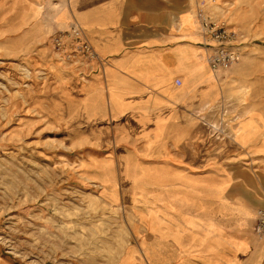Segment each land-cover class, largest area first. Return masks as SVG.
Returning <instances> with one entry per match:
<instances>
[{"label":"crops","instance_id":"1","mask_svg":"<svg viewBox=\"0 0 264 264\" xmlns=\"http://www.w3.org/2000/svg\"><path fill=\"white\" fill-rule=\"evenodd\" d=\"M189 10L190 0H0V48L19 51L36 44L52 19H76L104 66L90 82L72 78L57 86L45 102L77 114L67 142L85 143L78 146L85 178L102 191L115 189L120 203L124 164L155 177L157 190L168 184L161 176L182 178L173 183L183 196L177 210L150 219L170 228V264H264L253 235L257 210L264 208V172L240 166L239 143L208 133L192 116L205 100L201 87H176L184 74L173 71L170 48H205L196 37H178ZM88 110L97 111L95 118ZM106 169L109 182L100 178ZM176 200L170 196L172 205Z\"/></svg>","mask_w":264,"mask_h":264},{"label":"rangeland","instance_id":"2","mask_svg":"<svg viewBox=\"0 0 264 264\" xmlns=\"http://www.w3.org/2000/svg\"><path fill=\"white\" fill-rule=\"evenodd\" d=\"M185 17V33H197L208 61L220 46L213 28L238 55L217 69L209 63L216 86L195 104L192 116L204 117L217 135L239 143L240 166L264 172V0H190ZM73 27L91 44L71 18L52 19L36 44L16 52L0 48V264H170L166 244L154 243L150 262L144 259L143 250L154 242L151 209H119L105 201L101 186L89 182L84 164L78 165L84 150L78 146L85 143L67 142L76 128L64 130L56 104L42 102L45 111L39 113L34 101L22 97L24 89L38 92L51 81L90 82L104 66L99 54L91 63L73 57L79 51ZM257 215L253 235L264 261V240L255 234Z\"/></svg>","mask_w":264,"mask_h":264},{"label":"bare ground","instance_id":"3","mask_svg":"<svg viewBox=\"0 0 264 264\" xmlns=\"http://www.w3.org/2000/svg\"><path fill=\"white\" fill-rule=\"evenodd\" d=\"M185 22V21H184ZM195 25L196 22L194 23ZM183 29V34L179 35L178 37L180 39H187L189 37L193 38L196 37L197 33L195 34H187L185 33V27ZM187 29V28H186ZM170 63L172 65V69L175 72L176 75H179L181 73L184 74V76H179L182 79L181 85H176L178 89L185 88L187 90H192L194 86L198 85L201 87L202 92H204L205 99L206 94L209 93L210 90L214 89L216 86V77L213 70L210 68L208 57H207V51L205 48H195V47H189L187 44L182 43L181 45H175L174 47L170 48ZM34 82V80H32ZM57 82L51 81L48 82L40 91L36 92L32 89H24L22 91V97L26 102L34 101V105L36 109H39L38 112L41 113L42 111H45L44 107L42 106V102L46 100V97L49 94H54L55 89L57 86L59 88H62L64 86V82H60L59 84H56ZM208 96V94H207ZM207 102V101H206ZM55 109L59 112L61 118L66 121V126L64 127V130H69L75 125V120L77 117L76 113H71L70 108L66 104H59L55 107ZM176 110L178 111L179 115H184L180 108L176 107ZM89 111V118L93 119L96 116V110H88ZM87 112V111H86ZM125 111L122 110V114ZM114 119L120 118L118 115L113 116ZM182 117V116H181ZM86 118V114H85ZM101 118H104V115H101ZM196 119H199L206 127L208 133H214L217 134L215 131V126L212 123H209L205 120L204 117L196 116ZM220 135V134H218ZM123 173H122V186H123V192H124V200L125 203H120L118 195L116 194V190L113 189L112 192L109 190H106L105 187H103V191L108 194L109 198L107 196H104L105 201H108L109 204H111L114 207H118L119 209H124L127 205L130 206H145L151 209V218L154 219V216H156L158 213L164 214L169 217L170 215V209L171 210H177V206L182 201V194H179L174 190V184L179 181H182V178H178L177 176H173L172 179H170V176H161L160 179H164L165 182H168V184L164 187H162L160 190L155 189L154 182L156 181L155 177H153L151 174H142L138 175L133 169H130L129 165L124 164L123 165ZM264 177V175H262ZM101 180L103 182H109L113 179V175L111 170L106 169L103 174L100 176ZM162 181V180H161ZM171 184V185H170ZM176 194L177 200L175 201V204L172 205L170 203V196ZM187 199V198H186ZM186 199H183L184 201ZM128 203V204H127ZM140 203V204H138ZM161 204V206H160ZM198 206V205H197ZM263 209V208H260ZM258 209L257 212L260 210ZM257 214V213H256ZM150 228L154 232L158 231V238L154 236V242H152L151 245L147 246L143 250L144 259L148 260L150 262V258L152 255V246L155 243L157 246L165 245L167 241V238L170 237V228H166L165 230L159 228V225L154 223L153 221L150 222ZM150 230V229H149ZM179 244L181 242L179 241ZM181 252L183 250V246L181 244L180 246ZM153 264L154 261H152Z\"/></svg>","mask_w":264,"mask_h":264},{"label":"built area","instance_id":"4","mask_svg":"<svg viewBox=\"0 0 264 264\" xmlns=\"http://www.w3.org/2000/svg\"><path fill=\"white\" fill-rule=\"evenodd\" d=\"M200 16L202 17V25L206 29V27L208 26V22L206 18L202 16V14H200ZM213 30L216 32L215 36L216 39L220 42V46L209 57V63L212 69H217L222 65H226L230 62H234L237 59L238 55L236 54V51L230 50L223 45V32L217 30L216 28H213ZM71 35L76 39L79 49V51H76V53L73 54V57L84 58V60L85 61L87 60L88 63H91L92 61L95 60H99L98 53L95 51V49H93L91 44L85 39L83 32L78 27H73V32ZM63 44H64V39L62 38L60 40V45L64 48L65 44L64 45ZM255 234L257 238H259L260 240H264V209H260L258 211L257 221L255 226Z\"/></svg>","mask_w":264,"mask_h":264}]
</instances>
